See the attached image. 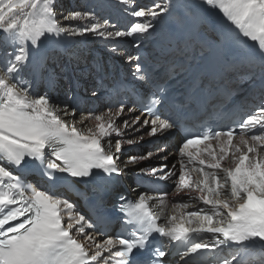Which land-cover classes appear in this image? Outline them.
Returning <instances> with one entry per match:
<instances>
[{
  "label": "snow or ice",
  "instance_id": "6c2138e0",
  "mask_svg": "<svg viewBox=\"0 0 264 264\" xmlns=\"http://www.w3.org/2000/svg\"><path fill=\"white\" fill-rule=\"evenodd\" d=\"M119 3L135 18L123 30L90 9L65 12L60 0H0V43L7 57L0 62V264H163L167 252L153 245L156 236L172 245L178 264L197 254L210 258L209 264H264V93L261 106L246 118L189 134L170 168L138 169V179L176 177L175 189L170 194L156 183L135 200L121 195L116 207L123 227L114 236L107 235L111 221L105 215L88 217L54 190L68 177L87 182L102 174L107 183L126 175L129 166L166 148L122 161L125 145L178 127L160 111L166 88L139 56L128 58L137 61L132 76L154 91L142 95L130 89L141 110L128 119L123 117L136 107L122 100L85 113L53 101L47 92L34 94L22 75L48 39L92 35L116 41L111 50L117 52L119 41L131 38L139 48L171 11V0ZM201 5L222 14L221 37L242 47L249 67L264 70V0H201ZM33 171L53 187L30 181L26 173ZM181 193L188 199H168Z\"/></svg>",
  "mask_w": 264,
  "mask_h": 264
},
{
  "label": "bare ground",
  "instance_id": "6f19581e",
  "mask_svg": "<svg viewBox=\"0 0 264 264\" xmlns=\"http://www.w3.org/2000/svg\"><path fill=\"white\" fill-rule=\"evenodd\" d=\"M76 1L80 2L81 0H76ZM76 1L74 2V0H60V5L65 12L83 10L79 7ZM91 2L93 5L91 10L95 12L98 17L110 20L109 18L110 14L104 11L105 8L99 6L95 0H91ZM91 2L89 6L91 5ZM69 4L72 7L71 9L68 8ZM134 19L135 18H133V20ZM110 22L113 23V21L111 20ZM70 38L76 43H79L78 46L74 47L71 53L72 58L78 57V59L77 60L72 59L70 60V62L77 65L79 68H81L82 73L81 74L77 73L75 77L82 82L88 79L89 75L96 74L97 67L99 69L105 68V65L103 64L100 65L99 63H102L103 61H105V64H108L106 60L113 57L111 48H112V45L115 44L114 43L115 41H112V42L104 41L102 39L95 38L92 35H85L82 37H70ZM121 41H127L129 44H132L131 38H122ZM89 49H92V50H89ZM122 52L125 53L124 50L123 51L119 50L115 52V54H119ZM124 55H128V54H124ZM4 56L6 57V55ZM127 58H129V55L127 56ZM0 62H2V59H0ZM25 69L27 70V73H32L30 74L31 80H34L35 78L38 80L36 81V83H40L41 80L43 79H48L49 81L48 86H51L53 91H55V93H57L58 95L57 99H55L52 96V100L56 101L57 103L65 102L66 97L64 93L68 91L67 87H68L69 76H68V72L66 71V63L63 60L59 58H55L52 62L46 61L45 63H42V65L39 67L37 71H34L32 68H29V67H26ZM74 71L75 70H73V72ZM24 72L22 73V75L24 74ZM82 112L87 113L86 110H83ZM131 117H135V115L130 113L128 118H131ZM77 118H79V112L77 113ZM128 118H127V115H125L123 119H128ZM141 134L134 135V136H140ZM147 139L148 138L145 135L144 139L140 141V143H143ZM132 152H129L127 156H124L122 161H126L129 156H132L133 155ZM147 152L149 151L146 150V153ZM152 152H155V150ZM160 156H165V154L163 152H160L158 155H153L150 159H147L146 160L147 166L159 167L158 165L161 162L165 161V160H161L159 158ZM139 163L143 164L142 161ZM139 167L140 165L136 166V169Z\"/></svg>",
  "mask_w": 264,
  "mask_h": 264
},
{
  "label": "rangeland",
  "instance_id": "374dc122",
  "mask_svg": "<svg viewBox=\"0 0 264 264\" xmlns=\"http://www.w3.org/2000/svg\"><path fill=\"white\" fill-rule=\"evenodd\" d=\"M80 2H81V1H80ZM80 2H77V1H76V3H77L78 5H79ZM89 4H90V3H89ZM4 49H6V48L4 47ZM4 55H6V54H5V50H3V51L0 50V59H2V61L6 59V57H5ZM3 56H4V57H3ZM46 65H47V64H46ZM24 71H25V72H24ZM24 71H23V72H24V74H26V76H31L30 74H32V73H27V70H26V69H24ZM24 74H23V76H25Z\"/></svg>",
  "mask_w": 264,
  "mask_h": 264
}]
</instances>
